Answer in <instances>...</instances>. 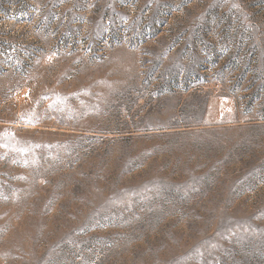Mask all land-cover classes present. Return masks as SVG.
<instances>
[{"label":"rangeland","instance_id":"rangeland-1","mask_svg":"<svg viewBox=\"0 0 264 264\" xmlns=\"http://www.w3.org/2000/svg\"><path fill=\"white\" fill-rule=\"evenodd\" d=\"M0 264H264V0H0Z\"/></svg>","mask_w":264,"mask_h":264}]
</instances>
